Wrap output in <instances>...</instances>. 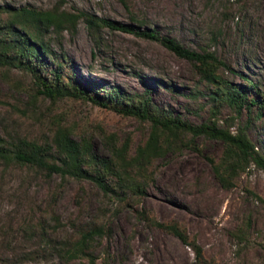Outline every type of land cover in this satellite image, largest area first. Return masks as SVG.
I'll use <instances>...</instances> for the list:
<instances>
[{
	"label": "rangeland",
	"instance_id": "374dc122",
	"mask_svg": "<svg viewBox=\"0 0 264 264\" xmlns=\"http://www.w3.org/2000/svg\"><path fill=\"white\" fill-rule=\"evenodd\" d=\"M58 0H0L1 6L50 8ZM66 9H79L119 22H129L119 0H62ZM130 9L148 28L172 36L184 46L207 48L264 90V0H128ZM98 46L85 25L78 22L75 33L65 32L61 45L66 56L63 81L74 85L83 78L93 80L105 91L119 87L129 94L149 96L159 107L169 108L193 123L205 121L210 112L206 86L192 65L177 57L159 42L102 28ZM21 77V71L12 70ZM228 76L241 82L237 75ZM31 85L25 76L20 87L0 78V92L22 101ZM173 87L175 91L169 89ZM48 120L54 108L62 112L78 139L84 132L92 136L93 148L106 155L105 141L96 124L132 144L142 141L148 124L90 100L63 98L39 104ZM224 105L217 112L219 123L234 129L245 121L242 114ZM44 124V123H43ZM248 135L264 153V117L248 123ZM37 123L20 120L0 105V134H36ZM194 149L170 151L157 161L152 180L134 200H119L104 194L88 181L70 177L45 176L30 166L0 165V264H65L38 240L20 228L36 205L53 199V212L61 226L56 236L71 231V221L97 219L109 228L98 241L96 264H264V171L251 164L235 185H220L204 158L218 155V140H195ZM158 221L181 222L189 241H196L202 252L148 221L137 212ZM38 214V212H35ZM240 229L242 233L240 234ZM239 231V236L233 234ZM81 262H77L80 264Z\"/></svg>",
	"mask_w": 264,
	"mask_h": 264
},
{
	"label": "trees",
	"instance_id": "16d2710c",
	"mask_svg": "<svg viewBox=\"0 0 264 264\" xmlns=\"http://www.w3.org/2000/svg\"><path fill=\"white\" fill-rule=\"evenodd\" d=\"M128 13L129 22H119L79 9H66L58 0L50 8L31 5L15 7L0 5V78L10 86L20 87L24 77L31 80L26 89V99L0 92V105L25 122L37 123L36 134H0V165L30 166L45 176L59 174L82 183L88 181L105 195L121 200H134L143 194L144 187L152 180L157 161L170 151L194 149L202 152L196 139L218 140L222 143L218 155L205 153L215 178L221 186L230 188L251 164L264 171V153L248 135V123L264 117V90L242 71H238L207 48L196 50L184 46L172 36L163 35L148 28L129 6L128 0H119ZM82 21L95 46L100 41L102 28L122 31L143 39L159 42L177 57L186 59L199 79L206 86L210 105L209 117L193 123L169 108L154 104L149 96L150 87L134 95L119 87L105 91L93 80L83 78L74 85L63 81L66 56L61 40L65 32L75 33ZM21 71V77L12 70ZM228 74L237 75L241 82ZM169 89H175L169 86ZM72 98L90 100L126 116H134L148 124L145 138L132 144L129 135L123 139L104 126L96 124L97 132L105 141L107 154L99 155L93 148L92 136L84 132L78 139L73 137L74 128L62 112L54 108L48 120L41 122L44 114L39 104L50 100ZM224 105L231 107L237 118L242 114L245 121L234 131L227 124L219 123L217 112ZM235 116V117H236ZM44 123V124H43ZM137 202V201H136ZM138 203V202H137ZM38 212V214H35ZM139 220L173 234L189 245L195 258L202 252L196 241H189L181 222H161L137 212ZM71 231L56 236L61 226L53 212V199L36 205L20 228L38 240L44 251L48 250L65 264H96L98 241L109 234L105 223L97 219L77 223L71 221ZM242 229H240V234ZM239 231L233 235L238 237Z\"/></svg>",
	"mask_w": 264,
	"mask_h": 264
}]
</instances>
